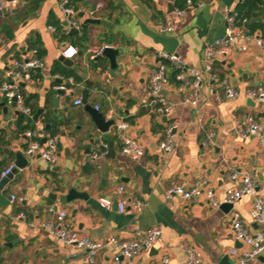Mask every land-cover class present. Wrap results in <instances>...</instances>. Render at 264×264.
Returning a JSON list of instances; mask_svg holds the SVG:
<instances>
[{
  "label": "crops",
  "instance_id": "crops-1",
  "mask_svg": "<svg viewBox=\"0 0 264 264\" xmlns=\"http://www.w3.org/2000/svg\"><path fill=\"white\" fill-rule=\"evenodd\" d=\"M62 1L41 0L36 10L25 13L32 0H0L4 4L0 11V85L9 76L14 58H28L31 49L37 47L43 61V66L33 71L35 79L22 85L33 115L43 109L38 120L17 115L0 89V120H10L6 115L13 112L11 119L16 118L20 129L17 132L8 126L4 130L0 174L9 162H16L18 152L28 157L31 165L17 173L4 191L9 202L0 204V264H88L86 250L60 242L47 231L44 223L57 215L49 210L51 206L67 210V226L103 242L96 264H126L110 237L130 239L136 230L153 226L161 227V237L149 251L136 255L133 264H161L164 256L169 258L168 264H187L184 244L194 245L205 264H237L238 256L231 250L242 251L249 246L235 238L233 216L237 213L251 233L260 228L250 211L255 196H264V142L256 135H240L236 127L247 114L264 122V102L247 96L249 89L264 87V49L250 37L243 41L246 49L235 50L215 63L214 69L235 87V99L225 95L218 81L205 76L198 89V105L184 103L183 98L193 93V85L180 89L181 82L175 80L174 69L166 61L170 82L162 94L176 106L161 114L151 104L149 80L163 62L158 50L178 53L187 66L202 70L207 44L226 34V13L237 11L247 17L253 34L264 39V27L259 25L264 24V0L250 1L251 10H243L247 0H195L203 6L196 3L189 7L183 18L173 10L176 0H81L72 5L76 10L73 17L80 24L73 38L68 36L71 29ZM99 4L101 8L93 18L100 21L84 24L91 17L89 10ZM166 18L173 23L171 32L159 30ZM34 43L36 46H32ZM103 44L119 50L114 74L109 57H93L89 52V47ZM68 45L79 49L71 58L74 68H69L81 78L77 81L73 77L70 91L62 92L56 86L61 85L57 78L63 75L53 74L52 69ZM85 90L88 104L100 105L104 115L114 109L115 121H126L129 126L119 132L112 126L108 132L100 131L86 105L74 104ZM48 123L51 128H47ZM171 124L176 125L174 149L165 152L159 143ZM30 128L41 131L42 141L49 135H59L55 162L26 154L28 139L22 131ZM210 132L214 136L209 137ZM123 134L145 147L142 159L132 160L122 152ZM99 140L108 144L99 159L111 146L115 153L114 158L106 160L105 171L99 159L91 157ZM232 171L239 172L236 180L230 178ZM245 171H252L258 178L256 191L241 197L229 210L213 208L204 195L189 201L164 196L173 185L202 183L223 199L229 187L240 185V173ZM120 185H124V194L118 193ZM71 188L86 192L88 197L68 201ZM12 195L17 197L14 201ZM102 196L117 201L122 197L141 198L146 202L142 212L130 205L120 212L115 206L112 210L103 208L98 201ZM21 211L25 219L13 218ZM260 257L264 254L252 264H264Z\"/></svg>",
  "mask_w": 264,
  "mask_h": 264
},
{
  "label": "built area",
  "instance_id": "built-area-1",
  "mask_svg": "<svg viewBox=\"0 0 264 264\" xmlns=\"http://www.w3.org/2000/svg\"><path fill=\"white\" fill-rule=\"evenodd\" d=\"M5 1V0H1ZM8 3H14L17 0H6ZM183 2V6L177 3ZM203 6V2H196L195 0H176L174 1V11L183 18L189 7L195 4ZM63 12L67 16L69 28L80 29V24L73 17L76 14L75 8L70 4V0H63L61 4ZM101 5H97L94 9L89 10L88 14L91 17H96ZM4 10L3 2L0 3V11ZM227 22L226 34L222 38H218L207 44L205 48L204 66L202 70L187 66L178 53L166 52L158 50V56L163 59L151 73L149 80V91L151 95V104L156 107L159 113L166 114L175 108L176 103L168 100L163 94L162 90L170 82V75L168 72V64L174 69V78L181 82L180 89L188 85H193V93L190 96L183 98L184 103H190L193 106L198 105V89L201 87L203 78L208 76L212 81H218L223 88L225 95L228 98L235 99L238 93L235 87L229 82L227 77L221 76L215 69V63L226 59L235 50L246 49V41L250 37H255L257 43L264 49V39L262 36H255L250 26L249 19L245 16H240L237 11H232L225 14ZM50 29L55 31L56 28L50 25ZM173 23L169 18L159 26L161 32L173 31ZM109 45H94L89 47V52L93 57H99ZM31 55L28 58H14L9 76L4 78L1 82L0 89L4 95L5 101L8 105L13 106L16 111H19L24 116L33 117V108L25 101V95L22 90V83H30L35 77L33 71L43 66V61L39 56L37 48H32ZM79 49L74 45L65 47L61 55L67 58L77 56ZM108 75L109 72L106 71ZM63 79L61 85H57L56 89L63 91H70L69 82L73 83V77L58 76ZM247 96L260 102H264V87L258 86L247 91ZM75 105L83 104L82 98L78 97L74 100ZM95 108L100 111V105H95ZM19 116H23L17 114ZM107 119H115V110L110 109L105 115ZM10 126L11 129L19 132V127L14 123V119L7 121L0 120V139L3 136L4 130ZM129 126L126 121L120 123L115 121L112 127L119 132ZM176 125L171 124L166 129V137L159 143V147L165 151L170 152L174 149V128ZM237 133L243 136L256 135L261 142H264V122L254 114H247L241 123L236 127ZM28 139L25 152L28 156H41L48 162H55L57 158L58 145L60 141L59 135H49L46 141L41 140L42 133L39 129H25L22 134ZM214 136V132L209 133V137ZM108 144L99 140L91 153L93 160L99 159L105 153ZM122 152L130 159L139 161L146 154L145 147L134 137L123 134L122 135ZM16 167V162L11 161L2 170L0 177L3 178L13 172ZM241 174V183L238 186L229 187L223 199L216 196L212 188L204 187L202 183H196L191 186L173 185L169 187L164 196L166 199H171L174 196H180L186 201L197 200L201 196H205L207 201L213 208H219L223 203L237 202L241 197L248 194H254L258 186V178L252 171H245ZM239 172L232 171L230 178L236 180ZM118 193L124 194V185L118 187ZM17 197L11 196L14 201ZM99 204L108 210H112L115 205V199L111 197H99ZM145 200L136 198L133 200L127 197H122L118 200V210L124 212L127 205H130L136 212H142L145 206ZM51 212L57 213L56 219L49 220L44 223L50 235L58 241L77 245L78 247L88 252V264H96V256L103 246L101 240L93 241L86 233H80L65 224V219L68 216L66 209L57 210L53 206L49 207ZM252 220L258 223L260 228L256 233H251L247 225L236 213L232 218V228L234 236L238 241L247 244L248 249L240 251L238 248H233L231 253L238 256L237 264H252L259 256L264 254V196L256 195L253 206L250 211ZM15 219H25L26 214L23 211L13 216ZM162 229L159 226H153L146 230H136L130 239H121L116 235L110 237L111 243L118 248L119 252L126 259V264H133V258L143 252L149 251L154 243L161 237ZM187 252V264H205L202 254L192 244H184ZM169 258L164 256L161 264H168Z\"/></svg>",
  "mask_w": 264,
  "mask_h": 264
},
{
  "label": "water",
  "instance_id": "water-1",
  "mask_svg": "<svg viewBox=\"0 0 264 264\" xmlns=\"http://www.w3.org/2000/svg\"><path fill=\"white\" fill-rule=\"evenodd\" d=\"M171 8L173 9V5H171ZM79 15L83 16L84 12H80ZM99 21L100 20L97 19V18L90 17V18L85 20L84 24L97 23ZM118 52H119L118 49H115V48H113L111 46H108L103 51L102 55L99 56V57H102V56L109 57L110 62H111L110 72H112L113 74H114V71L117 68L116 56H117ZM59 61L61 63H63L65 66L74 68L73 60L71 58H67V57H65L63 55H60L59 56ZM57 81L62 83L63 79L62 78H57ZM87 84L91 85L88 82H87ZM22 85H24V83H22ZM62 92H65V91H62ZM87 98H88V91L85 90L83 92L82 101H83V104L86 105V110L90 114V116L92 118V121L95 123V125L98 127V129L100 131L108 132L110 127L115 123V119H107L103 112L97 110L94 106H92V105L87 103ZM2 105L4 106V111H7V107L4 105V103H2ZM42 113H43V109L42 108L38 109L36 111V113L33 115L32 119L38 120L39 116ZM16 114L23 115L19 111H16ZM29 118L31 119V117H29ZM47 128H51V124L50 123L47 124ZM43 141H46V137L43 138ZM114 157H115L114 149L111 146L110 150H109V153H107L103 158L98 160V163L103 165V171H105V169H106V167H105L106 166L105 165L106 164V160L109 159V158H114ZM25 168H31L30 161H29L28 157H26L22 152H18L17 153V160H16V167L13 170V172L11 174L3 177V178L0 177V204H6V203L9 202V197H6L4 195V191L6 190L7 185L11 181L14 180V176L17 173H19L20 171H22L23 169H25ZM87 197H88V194L86 192L79 191V190H77L75 188H71L69 190L67 196H66V199L68 201H72V200H74L76 198H84L85 199ZM114 206H115V208H118V201L117 200H115V205ZM232 206H233L232 203H223L221 205V207L223 209H225V210L231 209ZM260 259L264 260V257H260ZM226 260H227V257H225L223 259V261H226Z\"/></svg>",
  "mask_w": 264,
  "mask_h": 264
},
{
  "label": "trees",
  "instance_id": "trees-1",
  "mask_svg": "<svg viewBox=\"0 0 264 264\" xmlns=\"http://www.w3.org/2000/svg\"><path fill=\"white\" fill-rule=\"evenodd\" d=\"M78 1H81V0H70V4L71 5H75L76 4V2H78ZM250 1H252V0H247L246 1V3L243 5V10L244 9H246L247 7L249 8V10H251V8H250ZM40 2H41V0H32V2H31V4L29 5V7L25 10V13H29V12H32V11H34V10H36V8L39 6V4H40ZM179 6H183L184 4H183V2L182 1H179L178 3H177ZM249 11H246V13H248ZM260 26H263L264 27V24H259ZM255 26L256 25H253V28H255ZM59 30V32H60V29H58ZM78 34V31L76 30V29H72L70 32H69V34H68V36H70V37H74V36H76ZM32 46H36V43H34ZM35 48H37V47H35ZM38 49V48H37ZM38 51H39V49H38ZM40 52V51H39ZM52 72H53V74H55V73H60V74H62L64 77H66V78H68V77H74L75 78V80H80V76L76 73V71L74 70V69H72V68H69V67H67V66H65V65H63L60 61H56V63H55V66H54V68L52 69ZM30 98H27V101L29 100ZM1 105V104H0ZM20 121H22V119H21V117H20ZM55 131V129H52V131ZM53 131V132H54Z\"/></svg>",
  "mask_w": 264,
  "mask_h": 264
},
{
  "label": "rangeland",
  "instance_id": "rangeland-1",
  "mask_svg": "<svg viewBox=\"0 0 264 264\" xmlns=\"http://www.w3.org/2000/svg\"><path fill=\"white\" fill-rule=\"evenodd\" d=\"M6 117L11 119L12 117H14V113L13 112L12 113L10 112L8 115H6ZM13 119H14V123H17L16 118H13Z\"/></svg>",
  "mask_w": 264,
  "mask_h": 264
}]
</instances>
